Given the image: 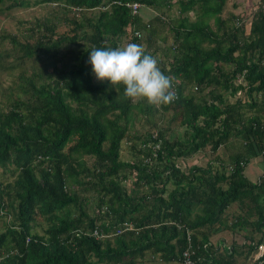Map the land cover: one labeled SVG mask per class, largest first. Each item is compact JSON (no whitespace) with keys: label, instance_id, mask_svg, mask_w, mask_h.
Wrapping results in <instances>:
<instances>
[{"label":"trees","instance_id":"16d2710c","mask_svg":"<svg viewBox=\"0 0 264 264\" xmlns=\"http://www.w3.org/2000/svg\"><path fill=\"white\" fill-rule=\"evenodd\" d=\"M41 1L54 7L52 18L28 28L37 38L8 34L15 57L0 55V70L21 67L18 95L7 93L0 108V168L13 176L0 179V264H148L147 256L183 264L186 230L197 264H236L240 246L258 251L264 6L222 17L227 0ZM134 1L145 5L138 13L127 5ZM24 5L0 0V11ZM128 43L158 59L175 102L156 108L96 81L89 52ZM29 59L42 62L37 71H27ZM137 113H161L165 126L147 117L155 130L140 132ZM123 144L136 156L123 158ZM197 155L204 163H191ZM124 221L133 228L117 232ZM223 229L234 235L225 254L210 240Z\"/></svg>","mask_w":264,"mask_h":264},{"label":"rangeland","instance_id":"374dc122","mask_svg":"<svg viewBox=\"0 0 264 264\" xmlns=\"http://www.w3.org/2000/svg\"><path fill=\"white\" fill-rule=\"evenodd\" d=\"M25 5L22 7H15L12 8L8 11H5L2 13L0 11V55L4 57L3 53L7 52L10 54V58H5L6 63H9L10 61H13V57H15V53L12 51V43L6 37L8 34L15 35V37L19 40H25L27 39L29 42H33L37 36L34 34L31 36V32L28 31L29 27H35V25L39 22V20H47L48 17L52 18V10L53 7L50 3H45L42 2L41 0H23ZM235 0H227L226 2V10L222 13V17L225 16L227 17L228 11L232 10L235 11L234 13H239L240 11V5L236 8L232 7V4ZM176 10V7L173 8ZM172 9V10H173ZM171 10V11H172ZM241 13V12H240ZM193 17V14H191ZM175 16V15H174ZM64 28H67L65 24H59L57 26V30H62ZM172 41L171 38H167V43ZM33 59V58H32ZM40 64H42L41 61H36L31 59L26 60L25 65L27 66V71L32 72L33 69L37 71L39 68ZM15 67L13 69H2L0 70V108H6L5 105L8 102V97L7 93L12 92L13 97L15 95H18L19 91L15 88L16 83H18L17 79V74L20 71L21 67L20 65L15 62ZM237 82V81H236ZM12 89V91H10ZM243 92V91H242ZM240 91L236 93V96H239ZM241 96H244L243 93ZM231 100L235 99V96H232L230 98ZM167 115V113H166ZM168 116V115H167ZM150 118L151 121L156 122V123H161L163 126H165V116L163 117V121L159 122L162 120L161 113H156L154 116L148 115H141L137 113L135 115V119L132 121L133 127L136 128L137 130H140V132H144L146 130H151L153 132L155 129H152L150 126L149 122H146V118ZM223 153L231 150H235L234 147L229 146L226 149H223L222 147L219 148ZM121 156L125 159L132 158L136 156V154L132 155V152L128 150L125 144H123V149L121 152ZM201 155H197L191 160V163L195 162V159L198 160V163H204V158H201ZM210 157L212 155L210 154ZM84 159L90 163L92 159H90L88 156H83ZM136 158V157H135ZM188 163V164H191ZM0 179L2 181H11L13 179V176H11L9 173H5L1 168H0ZM130 180H127L126 183L127 185L130 186ZM236 205L232 204L231 207L227 210V215L232 217V213L235 211ZM9 212V211H8ZM7 218H10V215H7ZM2 225V220L0 219V227ZM38 230H40L38 228ZM220 230L219 232H221ZM246 233H252V229L246 228L245 229ZM224 240L227 241L228 239L230 240L232 236H228L227 234L223 233ZM211 240H215V237H211ZM156 258V257H155ZM146 263L148 264H165L162 261H159V259H151V256H147Z\"/></svg>","mask_w":264,"mask_h":264},{"label":"clouds","instance_id":"9594fccd","mask_svg":"<svg viewBox=\"0 0 264 264\" xmlns=\"http://www.w3.org/2000/svg\"><path fill=\"white\" fill-rule=\"evenodd\" d=\"M87 63L97 82H108L116 91L123 86L126 99L144 100L156 108L168 106L178 99L172 79L161 70L158 59L147 54L142 45L128 43L122 47L93 48ZM263 251L258 248L259 257Z\"/></svg>","mask_w":264,"mask_h":264},{"label":"crops","instance_id":"0c3cea01","mask_svg":"<svg viewBox=\"0 0 264 264\" xmlns=\"http://www.w3.org/2000/svg\"><path fill=\"white\" fill-rule=\"evenodd\" d=\"M234 2H237L240 5L239 13L245 12V13L249 14L252 11V10H250V7L248 6L249 3H251V5L256 4L257 7L260 5L264 6V0H235ZM146 10H147V16L151 17L152 16L150 13L151 10L150 9H146ZM170 14L172 16H174V15L176 16V10L173 9ZM189 14L191 15L192 13L190 12ZM158 35L162 36L164 34L162 32V33H159ZM170 43H171V41L168 42V44H170ZM223 233L227 234L228 236H232L231 239L230 240L228 239L227 241H225L224 237H223ZM213 236L215 237V240H211V239L210 240L212 242H215V243L216 242L220 243L219 246H221V248H220L219 253L225 254L224 247L225 246L228 247L230 245V243L232 242V240L234 239L233 233L228 229H223L221 232H219V231L215 232V234H213L211 237H213ZM232 255L234 257L236 264H259L257 258L259 257L260 252H258V251H255L253 254H250V251H248V249H242V247L240 246V247H238V249L233 250Z\"/></svg>","mask_w":264,"mask_h":264},{"label":"built area","instance_id":"2783aa9c","mask_svg":"<svg viewBox=\"0 0 264 264\" xmlns=\"http://www.w3.org/2000/svg\"><path fill=\"white\" fill-rule=\"evenodd\" d=\"M127 5L130 7L132 13H138L141 6L143 5L140 2L134 1L131 3H127ZM138 36H140L138 34ZM133 226L130 222L125 221L123 223V229H118L117 232H121L122 230H129L132 229ZM96 233V232H95ZM261 250L264 249V246H259ZM196 255L195 248H193V242L191 238V232L186 230V247L183 248L181 252V259L183 264H197L194 256ZM259 264H264L262 261Z\"/></svg>","mask_w":264,"mask_h":264}]
</instances>
